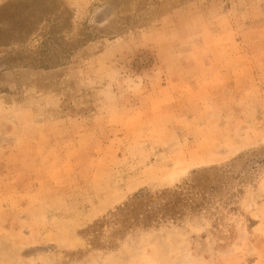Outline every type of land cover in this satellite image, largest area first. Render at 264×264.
<instances>
[{"label":"rangeland","instance_id":"obj_1","mask_svg":"<svg viewBox=\"0 0 264 264\" xmlns=\"http://www.w3.org/2000/svg\"><path fill=\"white\" fill-rule=\"evenodd\" d=\"M0 264H264V0H0Z\"/></svg>","mask_w":264,"mask_h":264}]
</instances>
